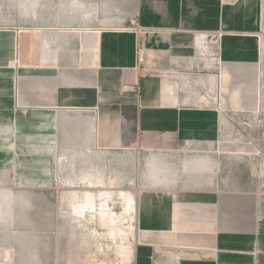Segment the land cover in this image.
<instances>
[{
    "label": "crops",
    "instance_id": "crops-1",
    "mask_svg": "<svg viewBox=\"0 0 264 264\" xmlns=\"http://www.w3.org/2000/svg\"><path fill=\"white\" fill-rule=\"evenodd\" d=\"M62 14L56 0H0V264H80L44 209L61 171L72 185L104 160L143 164L138 197L120 191L134 200L131 264H264V172L248 143L234 165L227 136L228 113L261 108L264 0H137L113 29Z\"/></svg>",
    "mask_w": 264,
    "mask_h": 264
},
{
    "label": "rangeland",
    "instance_id": "rangeland-1",
    "mask_svg": "<svg viewBox=\"0 0 264 264\" xmlns=\"http://www.w3.org/2000/svg\"><path fill=\"white\" fill-rule=\"evenodd\" d=\"M136 4L137 0H56L57 7L66 8L69 13L57 15V19L72 25L87 19L95 24L99 23L106 29L119 28L130 24ZM10 18L14 21L20 20L18 15ZM262 45L264 55V38ZM261 86V108L258 113L232 112L228 113L227 117L233 126L232 133L227 135L228 142L234 147V157H238L234 158L236 159L234 165L239 166L242 163L241 158H247V152L242 154L239 146L248 143L249 152L254 148L260 159L259 179L264 172V61ZM67 178L65 171H61L58 176V189L53 194L55 206L44 209L46 214L56 218V224L51 230L72 232V246L78 253L80 264H131L136 242L135 211L128 210L126 201L120 196V191H127L133 197H138L144 187L142 162L94 161L88 167H78L71 176L72 185L66 182ZM90 178L94 180L102 178L105 182V186H102L104 188L87 189L86 182ZM261 182L264 185V179ZM71 191L78 192L77 196ZM86 191H90L96 197L98 212L94 207L87 205L86 193H84ZM101 192L112 193L109 198L111 208L100 207L105 203L104 197L97 198ZM30 198L32 200V197ZM71 201L73 205H87L86 216L79 217L76 213L77 208H73ZM103 209L116 214L114 222L101 215ZM38 213V209L31 207L24 215L33 216Z\"/></svg>",
    "mask_w": 264,
    "mask_h": 264
},
{
    "label": "bare ground",
    "instance_id": "bare-ground-1",
    "mask_svg": "<svg viewBox=\"0 0 264 264\" xmlns=\"http://www.w3.org/2000/svg\"><path fill=\"white\" fill-rule=\"evenodd\" d=\"M122 195H124V194L122 193ZM127 205H128V210H133L134 209V200L132 199V197H128V204ZM92 207H94L95 211L98 212V206L93 205ZM86 208H87V206H84V205L83 206H79V208L77 209V212H76L79 215V217L86 216V213H87ZM101 213H102L101 215L104 216V217H107L110 222H114L115 221L114 216L116 214H114L113 212H109V210L103 209V210H101Z\"/></svg>",
    "mask_w": 264,
    "mask_h": 264
},
{
    "label": "built area",
    "instance_id": "built-area-1",
    "mask_svg": "<svg viewBox=\"0 0 264 264\" xmlns=\"http://www.w3.org/2000/svg\"><path fill=\"white\" fill-rule=\"evenodd\" d=\"M134 31L136 33H138V34L144 32V30L141 27H139L138 25H136V28H134ZM204 36H205V38L210 39L212 44H218V42H219V40L221 38L220 34H206ZM214 59H216L215 61L219 63V60H218L217 57H215ZM139 61H140V63H142L143 62V58L140 57ZM132 91L139 93L140 90H139L138 87H132Z\"/></svg>",
    "mask_w": 264,
    "mask_h": 264
}]
</instances>
